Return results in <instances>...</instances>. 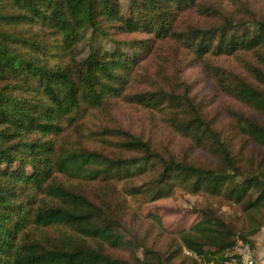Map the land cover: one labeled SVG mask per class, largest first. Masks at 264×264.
Returning <instances> with one entry per match:
<instances>
[{
  "label": "trees",
  "instance_id": "trees-1",
  "mask_svg": "<svg viewBox=\"0 0 264 264\" xmlns=\"http://www.w3.org/2000/svg\"><path fill=\"white\" fill-rule=\"evenodd\" d=\"M190 53L241 57L242 73L207 65L239 105L226 108L229 124L209 117L179 78ZM157 56L160 81L147 77L151 90L135 91ZM113 100L162 113L205 159L159 152L121 127L98 133L117 152L59 144L66 127ZM177 188L238 213L200 209L167 257L140 242L125 194L154 202ZM263 229L259 10L243 0H0V264H223Z\"/></svg>",
  "mask_w": 264,
  "mask_h": 264
},
{
  "label": "rangeland",
  "instance_id": "rangeland-1",
  "mask_svg": "<svg viewBox=\"0 0 264 264\" xmlns=\"http://www.w3.org/2000/svg\"><path fill=\"white\" fill-rule=\"evenodd\" d=\"M243 1L264 15L263 2L260 0ZM87 34L90 35V31ZM105 45L111 47L108 44ZM159 57H154L144 63L145 67L139 71L140 76L138 82L135 83V91L151 90L153 85L147 77L160 81L156 77V71L158 72L159 69L156 62ZM181 58L182 66L179 78L191 86L192 95L197 104L203 111H207L211 118L215 117L217 113L223 114L220 120L221 125L229 124L228 116L224 115L226 108H237L239 105L227 97L217 84L215 77L207 70V65L242 73L241 57L208 56L201 59L190 53L180 55L179 61ZM115 127H121L132 134L141 136L159 152H170L179 158L184 155H192L190 157L196 160L205 159L202 152L193 151L191 143L168 125L162 113L153 109H145L137 104H128L124 100H113L106 103L101 109L87 110L76 124L66 127L59 136V144L71 149L88 148L102 152H117L118 147L114 144L116 140L111 139L113 144L108 146L98 136V133L102 132L104 128ZM125 196L128 220L140 242L165 253L167 257H172L180 247L179 233L190 229L201 218L200 209L208 206L218 208L226 218H237L236 213H238L228 206L219 205L205 195H194L182 188H177L172 196L154 202H148L141 196L131 197L126 194ZM236 223L244 224L243 220L236 221ZM140 249L139 256L142 258L144 251L143 248ZM172 264H191V262L182 256L172 260Z\"/></svg>",
  "mask_w": 264,
  "mask_h": 264
},
{
  "label": "built area",
  "instance_id": "built-area-1",
  "mask_svg": "<svg viewBox=\"0 0 264 264\" xmlns=\"http://www.w3.org/2000/svg\"><path fill=\"white\" fill-rule=\"evenodd\" d=\"M223 264H258V249L251 243L239 242L226 253Z\"/></svg>",
  "mask_w": 264,
  "mask_h": 264
},
{
  "label": "crops",
  "instance_id": "crops-1",
  "mask_svg": "<svg viewBox=\"0 0 264 264\" xmlns=\"http://www.w3.org/2000/svg\"><path fill=\"white\" fill-rule=\"evenodd\" d=\"M255 247L258 249V264H262L264 257V229L254 238Z\"/></svg>",
  "mask_w": 264,
  "mask_h": 264
}]
</instances>
